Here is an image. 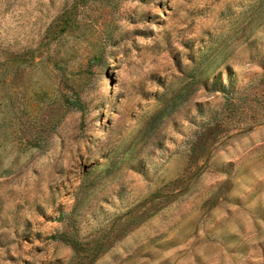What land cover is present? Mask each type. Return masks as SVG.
I'll use <instances>...</instances> for the list:
<instances>
[{
	"label": "rangeland",
	"instance_id": "374dc122",
	"mask_svg": "<svg viewBox=\"0 0 264 264\" xmlns=\"http://www.w3.org/2000/svg\"><path fill=\"white\" fill-rule=\"evenodd\" d=\"M0 264H264V0H0Z\"/></svg>",
	"mask_w": 264,
	"mask_h": 264
}]
</instances>
